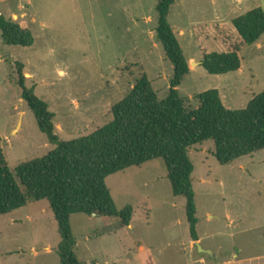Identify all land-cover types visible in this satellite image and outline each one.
Returning a JSON list of instances; mask_svg holds the SVG:
<instances>
[{
  "label": "rangeland",
  "instance_id": "rangeland-1",
  "mask_svg": "<svg viewBox=\"0 0 264 264\" xmlns=\"http://www.w3.org/2000/svg\"><path fill=\"white\" fill-rule=\"evenodd\" d=\"M157 2L0 0V15L34 38L23 48L6 46L0 34V146L11 171L55 148L21 99L19 68L25 86L54 114L60 141L109 123L111 107L142 74L158 99L166 98L173 70L156 38ZM257 7L260 0H175L168 23L191 70L177 88L187 110L196 109L197 95L207 90H217L228 110L244 109L264 91V34L247 46L232 26ZM232 50L241 61L237 72L209 75L198 65L204 53ZM213 151L210 140L189 150L203 251L190 242L185 199L172 195L157 159L105 180L117 211L132 208L128 226L117 218H70L80 263L264 264V150L229 165H220ZM60 240L44 200L0 216V264H60Z\"/></svg>",
  "mask_w": 264,
  "mask_h": 264
},
{
  "label": "trees",
  "instance_id": "trees-1",
  "mask_svg": "<svg viewBox=\"0 0 264 264\" xmlns=\"http://www.w3.org/2000/svg\"><path fill=\"white\" fill-rule=\"evenodd\" d=\"M175 0H158L156 38L173 70L167 96L159 100L150 80L142 74L126 95L111 107L112 120L91 134L60 141L55 134L54 114L47 103L24 84L18 70L21 99L32 112L39 131L55 148L42 158L18 165L11 171L0 146V216L29 203L46 201L57 224L60 264H81L71 235L75 214L117 218L128 226L132 208L117 211L106 186L107 177L130 167L160 159L167 171L172 195L185 199L186 220L192 241H197L196 206L189 150L206 141L214 145L213 156L229 165L243 156L264 150V91L242 110L226 109L217 90L197 95L199 106L184 107L177 88L189 73V65L168 23ZM245 45L264 34V9L254 8L232 20ZM0 34L6 46L29 48L32 33L0 15ZM201 66L209 75L237 72V50L204 53Z\"/></svg>",
  "mask_w": 264,
  "mask_h": 264
},
{
  "label": "crops",
  "instance_id": "crops-1",
  "mask_svg": "<svg viewBox=\"0 0 264 264\" xmlns=\"http://www.w3.org/2000/svg\"><path fill=\"white\" fill-rule=\"evenodd\" d=\"M191 70L189 69V72H190ZM232 223V220H230V224ZM235 222H233V224H234ZM196 233H197V231H196ZM197 238H198V240L197 241H192V239H190V242H194L195 243V245L197 246V250L198 251H203L202 249H201V247H200V244H201V239L199 238V236H198V234H197ZM201 249V250H200ZM206 252H209V253H211V251L209 250H207ZM211 255H213L212 253H211ZM214 256V255H213ZM235 256V255H234ZM235 262H238V261H235ZM224 264H227V263H224Z\"/></svg>",
  "mask_w": 264,
  "mask_h": 264
},
{
  "label": "water",
  "instance_id": "water-1",
  "mask_svg": "<svg viewBox=\"0 0 264 264\" xmlns=\"http://www.w3.org/2000/svg\"><path fill=\"white\" fill-rule=\"evenodd\" d=\"M260 1H261V9H264V2L262 0H260ZM198 65H201V63H199ZM92 216H95V215L93 214Z\"/></svg>",
  "mask_w": 264,
  "mask_h": 264
}]
</instances>
